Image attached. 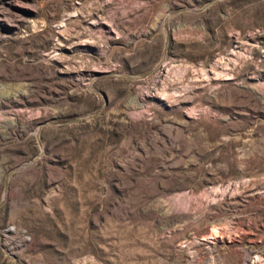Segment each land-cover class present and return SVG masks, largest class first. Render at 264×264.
I'll use <instances>...</instances> for the list:
<instances>
[{"label":"rangeland","instance_id":"374dc122","mask_svg":"<svg viewBox=\"0 0 264 264\" xmlns=\"http://www.w3.org/2000/svg\"><path fill=\"white\" fill-rule=\"evenodd\" d=\"M0 264H264V0H0Z\"/></svg>","mask_w":264,"mask_h":264}]
</instances>
